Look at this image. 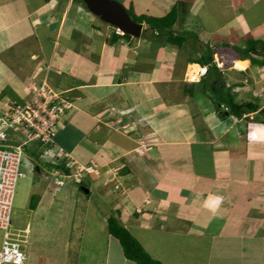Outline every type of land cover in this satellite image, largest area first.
I'll list each match as a JSON object with an SVG mask.
<instances>
[{"label":"crops","instance_id":"1","mask_svg":"<svg viewBox=\"0 0 264 264\" xmlns=\"http://www.w3.org/2000/svg\"><path fill=\"white\" fill-rule=\"evenodd\" d=\"M127 2L152 17L177 6L182 44L145 22L132 40L114 37L76 0H0V104L47 81L69 103L54 149L93 169L61 191L37 179L30 216L62 214V264H138L110 234V216L163 264H264V65L242 53L252 40L262 49L264 0ZM220 91L261 106L221 113ZM144 135L155 138L140 151Z\"/></svg>","mask_w":264,"mask_h":264},{"label":"built area","instance_id":"2","mask_svg":"<svg viewBox=\"0 0 264 264\" xmlns=\"http://www.w3.org/2000/svg\"><path fill=\"white\" fill-rule=\"evenodd\" d=\"M31 89L28 99L22 103L8 101L0 115V124H6L5 128L0 129V230L3 231L0 264H33L27 250L26 232L21 229L15 231L12 220L18 179L34 175L37 169V160L26 146L37 140L44 148L42 156H49V161H55L58 156L68 158L67 166L72 167L73 171H53V183L58 191L62 190L65 183L64 176L81 181L85 171L93 170L92 167L76 165L70 155L53 147L59 121L69 103L45 81L33 85ZM12 128L22 134L21 142L9 141L8 130ZM140 146V149L144 147Z\"/></svg>","mask_w":264,"mask_h":264},{"label":"rangeland","instance_id":"3","mask_svg":"<svg viewBox=\"0 0 264 264\" xmlns=\"http://www.w3.org/2000/svg\"><path fill=\"white\" fill-rule=\"evenodd\" d=\"M119 1L123 2L125 6L127 7L129 6L127 0H119ZM98 21H102V20L99 19ZM112 27L111 28L113 30H116L114 26ZM11 54L12 52L9 54V57H10L9 60L12 59V63H13V60L18 61V59L14 58L13 56L11 57ZM13 68L15 69L14 65H13ZM6 73H7L6 77H2L1 79L7 78L11 74L8 72V70H6ZM45 82L47 83V81ZM30 90H32L31 86H30ZM15 101L19 103L23 102L20 99H16ZM263 103H264V98H263ZM4 105L5 103L0 104V115L3 114ZM5 126H6L5 122H2L0 124V129L5 128ZM8 134H9L10 142L19 143L22 141V138H21L22 134H20L15 129L13 128L9 129ZM154 138H155L154 136H149V135L148 136L144 135L139 138V144L146 147V149L144 147L141 148L142 151L149 149V144L151 143L150 140ZM32 144L33 146H36L34 149H39V155L41 156L40 161L43 164L42 167H44V170L42 169V172L40 174L27 175L25 177H21L18 179V182L16 185V191H15L13 211H12L13 226L15 228V231L19 229L25 230L26 232L25 238L27 240L26 241L27 250L30 252L31 262L33 264L34 263L35 264H62L63 257L66 254V251L64 248L65 247L64 238H65L66 231H65V228L62 227V225H61V228L57 225L58 222L57 224L53 223L55 219H57L60 222L63 219L61 218L62 214L60 215L59 213L57 214V213L45 210V213H44L45 216L43 219V218H39L36 215L30 216L29 214L30 212L28 211V208H27L28 203L31 201L30 197L32 196V194L37 193V191L39 190L37 179L41 180L44 178L45 184L53 182L52 174H51L52 172L49 171V169L46 168L45 166V161L50 160L49 156L47 155L42 156L44 148H39L40 143L37 140L33 141ZM50 176L51 178L48 179V177ZM66 180H67L68 185L66 184L65 189H67L69 185L72 184L71 182H73L72 178H68ZM59 195L61 196L65 194L61 193ZM81 214H82L81 212L80 213L78 212V216H80ZM66 215L67 213L65 214V216ZM65 216H64V219L66 218ZM65 221L66 220H62L61 221L62 224H65ZM28 223L32 225L30 230L24 229L28 226L27 225ZM77 233H78V230H75L73 232L74 238L76 237ZM23 234L25 235V233ZM2 237H3V231L0 230V245L2 242ZM74 251H76V249L73 247V251H71V253H73L72 255H75L76 252ZM38 258H42L41 260L42 261L45 260L46 262L42 263V261L40 259L39 261Z\"/></svg>","mask_w":264,"mask_h":264},{"label":"trees","instance_id":"4","mask_svg":"<svg viewBox=\"0 0 264 264\" xmlns=\"http://www.w3.org/2000/svg\"><path fill=\"white\" fill-rule=\"evenodd\" d=\"M76 1L85 5L82 0H76ZM128 11L135 21L139 23L145 22L146 24H148L150 28L157 30L160 35L162 34L166 35L167 37L166 43L179 46L184 41V37H182L181 35H176L173 30L175 22L178 17L177 6H174L173 9L166 16L163 17H152L146 14L137 15L130 9H128ZM118 36L126 38L128 40H132L133 38L136 37L127 33L119 34L117 32H114V37L118 38ZM111 41H114V38H112ZM261 42L262 41H258V40L249 41L248 46L244 50H242L244 57H246V59H248L252 64L264 65V58L260 60L252 55L253 53L254 55H263L264 57V44L262 46V49H258V46L260 45ZM211 60L212 58L209 57L207 59V63H209ZM210 70H212V68L208 69V73H210ZM217 76L218 79L221 78L220 74H218ZM217 86H219V84ZM220 94L223 97L225 95L222 91H220L219 95ZM225 97H224L225 99L224 103L227 104V107L229 106L228 112H232L233 114L236 115H241L245 112L256 111L261 106L259 102H255V101H244L242 103L237 102L235 101L234 96L230 92H228ZM218 102L220 101L218 100ZM226 112L227 110L221 109V113H226ZM26 149L32 156H35L37 158L40 156L39 151L37 152L36 149L33 150L31 146L27 145ZM64 158L65 161L60 163H56L55 161H49L51 168L55 167L64 172L73 171L72 167L67 166L68 158L67 157ZM36 197H37L36 195L32 196L31 204H30L31 207H34L37 204ZM108 229L110 234L119 240L126 258L133 260L138 264H163L160 260L153 258L144 249V247L138 241V239L124 225H122L116 217L114 216L109 217Z\"/></svg>","mask_w":264,"mask_h":264},{"label":"water","instance_id":"5","mask_svg":"<svg viewBox=\"0 0 264 264\" xmlns=\"http://www.w3.org/2000/svg\"><path fill=\"white\" fill-rule=\"evenodd\" d=\"M87 8L103 21L133 36H140L143 24L135 21L119 0H82ZM39 171V166H37Z\"/></svg>","mask_w":264,"mask_h":264},{"label":"clouds","instance_id":"6","mask_svg":"<svg viewBox=\"0 0 264 264\" xmlns=\"http://www.w3.org/2000/svg\"><path fill=\"white\" fill-rule=\"evenodd\" d=\"M84 4H85V3H84ZM82 5H83V4H82ZM84 6L87 8L86 5H84ZM87 9H88V8H87ZM127 9H128V8H127ZM88 10H89V9H88ZM89 11H90V10H89ZM94 15H95V14H94ZM96 16H97V15H96ZM99 18H100V17H99ZM101 20H102V19H101ZM102 21H103V20H102ZM104 22H105V21H104ZM106 23H107V22H106ZM108 24H109V23H108ZM142 24H143V23H142ZM110 25H111V24H110ZM112 26H113V25H112ZM114 27H115V26H114ZM115 28H116L115 31H116L117 33H119V34H123V33H124L123 31H121V30L118 29L117 27H115ZM136 37H137V36H136ZM47 84H48V83H47ZM48 86H49V84H48ZM56 91H58V90H56ZM58 92H59V91H58ZM31 93H32V90H31ZM60 94H61V92H60ZM61 96H62V95H61ZM10 101H12V100H10ZM222 107H223L224 110H227V112H228V107H227L226 105H223ZM225 107H227V109H225ZM35 158H36V157H35ZM40 159H41L40 156L38 157V159L36 158V160H37V166H39V171H38V169H36L35 174H39V173L42 172V169H41V168H42V165L40 164ZM47 162H49V160H48V161H45V163H47ZM54 170H55V169H54ZM54 170H53V171H54ZM53 171H51V172H52L51 174H52V177H53L52 179L54 180ZM63 172H64V171H63ZM35 174H34V175H35ZM67 177H68V176H64V182H65V178H67ZM72 179H73V178H72ZM81 180H82V179H81ZM77 182H80V181H77ZM64 185H65V183H64ZM64 185H63V186H64ZM62 188H63V187H62ZM30 260H31V259H30Z\"/></svg>","mask_w":264,"mask_h":264}]
</instances>
